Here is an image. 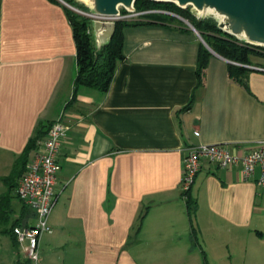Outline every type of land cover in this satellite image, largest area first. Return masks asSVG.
Instances as JSON below:
<instances>
[{"label":"crops","instance_id":"crops-1","mask_svg":"<svg viewBox=\"0 0 264 264\" xmlns=\"http://www.w3.org/2000/svg\"><path fill=\"white\" fill-rule=\"evenodd\" d=\"M92 26L100 48L110 35ZM200 44L183 25H129L109 89L80 86L73 99L77 49L67 6L0 0V197L10 194L0 240L17 220L36 223L3 178L38 126L45 132L63 118L52 231L41 236L38 264H264L259 170L245 180L240 166L204 163L191 188L194 239L181 189L186 148L225 143L243 153L264 140V71L251 70L244 86L230 77L229 59L213 54L200 84ZM1 247L0 264H19L20 253L4 256Z\"/></svg>","mask_w":264,"mask_h":264},{"label":"trees","instance_id":"trees-1","mask_svg":"<svg viewBox=\"0 0 264 264\" xmlns=\"http://www.w3.org/2000/svg\"><path fill=\"white\" fill-rule=\"evenodd\" d=\"M64 1L84 10L87 8L82 3H79L78 0ZM135 5L138 10L155 8L168 9L188 18L214 51L232 61L229 64V75L232 79L244 86H247V78L252 70L247 65H253L250 55L255 54L264 56V47L249 44L244 40L223 31L219 28L217 21L212 17L198 19L191 11L190 6L187 8H181L173 2L155 0H136ZM67 12L72 24L77 49L78 68L74 82L73 99L76 97L80 86L95 88L103 92H106L109 89L118 64L126 58L124 53V29L127 26L154 23L169 24L173 23L172 21L175 19L174 16L168 14L150 13L147 15L146 20L117 21L110 40L100 48H97L92 33V20L68 7ZM212 55L213 53L203 42H201L197 63V76L200 84L203 83L205 69ZM190 105L191 103L186 108L190 107ZM43 127L44 126L42 125L38 126L35 135L30 139L26 149L16 160L11 174L3 178V181L8 184L10 191L12 188L16 187V180H18L25 170L26 164L28 163L29 152L36 148L37 141L46 135L47 130L44 132ZM9 196V193H5L0 197V221H4V215L8 212V209H6V199H8ZM186 200L192 221V232L195 242H197V230L194 224V213L197 202L191 195V189L187 192ZM145 215V213L140 215L138 221L139 226L142 225ZM16 225L26 226L23 221L17 220L10 228L2 230V232L5 231L10 234L15 246L18 245L17 236L14 232V227ZM19 264H32V262L30 259H25L20 260Z\"/></svg>","mask_w":264,"mask_h":264},{"label":"built area","instance_id":"built-area-1","mask_svg":"<svg viewBox=\"0 0 264 264\" xmlns=\"http://www.w3.org/2000/svg\"><path fill=\"white\" fill-rule=\"evenodd\" d=\"M119 10L118 14L113 15L85 12L79 8L75 11L85 14L92 21L104 22L141 21L146 20L150 13L174 14L168 9L137 10L134 6L132 9L121 6ZM247 66L264 71V66ZM68 128L69 125L63 118L56 119L50 124L46 135L37 141L36 153L26 164L25 171L19 177L15 187L17 197L35 211L34 225L14 227L17 241L25 248L28 259L35 264L39 261L41 236L52 231L49 219L56 203V184L62 168L59 153ZM205 162L218 168L240 166L245 180H253L259 170L260 173L255 182L258 186H264V140L256 142L253 148L243 153L238 151V147H231L225 143L188 146L183 159L181 179V189L185 197Z\"/></svg>","mask_w":264,"mask_h":264},{"label":"water","instance_id":"water-1","mask_svg":"<svg viewBox=\"0 0 264 264\" xmlns=\"http://www.w3.org/2000/svg\"><path fill=\"white\" fill-rule=\"evenodd\" d=\"M62 1L69 8H76ZM173 2L181 8L192 7L197 16L210 13L220 17L218 26L223 31L234 35L245 42L264 47V0H155ZM136 0H90L93 12L99 14H118L119 7L132 9ZM211 11V12H210ZM190 25L191 22L186 20ZM97 32L109 33L110 38L114 32L116 22L93 21ZM199 33V32H198ZM202 42L213 53L218 55L199 33ZM110 40V39H109ZM108 40V41H109ZM230 61V60H229ZM232 62V61H230ZM256 69V68H251Z\"/></svg>","mask_w":264,"mask_h":264},{"label":"rangeland","instance_id":"rangeland-1","mask_svg":"<svg viewBox=\"0 0 264 264\" xmlns=\"http://www.w3.org/2000/svg\"><path fill=\"white\" fill-rule=\"evenodd\" d=\"M79 1V3H82L83 5H85L87 8H85V10L84 9H81V8H79L80 10H82V11H85V12H93V8H92V6H91V3H90V0H78ZM68 3V2H67ZM69 4V3H68ZM71 5V4H70ZM73 6V5H72ZM68 7V6H67ZM75 8H78V7H76V6H74ZM134 7L136 8V5L134 4ZM69 8V7H68ZM71 9V8H70ZM137 9V8H136ZM156 9V8H155ZM159 9V8H158ZM161 9V8H160ZM190 9H191V11L193 10L192 9V7L190 6ZM73 10V9H72ZM121 10H122V12H123V9L121 8ZM138 10V9H137ZM75 11V10H74ZM77 12V11H76ZM174 12V11H173ZM78 13H80V12H78ZM80 14H82V15H85V14H83V13H80ZM159 14H163V13H159ZM172 15V14H171ZM86 16V15H85ZM172 16H174L175 17V19L172 21L174 24H178V25H183V26H186V27H189V28H191L192 30H194L198 35H199V31L195 28V26L193 25V23L188 19V18H186L185 16H182L181 14H178V13H176V12H174V14L172 15ZM88 17V16H87ZM198 19H204V18H209V17H212V18H214L216 21H217V23H219V19H220V17L218 16V15H211L210 13H207V14H203V15H197L196 16ZM90 18V17H89ZM91 19V18H90ZM186 20H188V21H190L191 22V24L192 25H190L189 23H187V21ZM92 24H93V21H92ZM92 28H93V26H92ZM199 32V33H198ZM201 34V33H200ZM201 36H202V38L204 39V37H203V35L201 34ZM199 37H200V35H199ZM200 40H201V42H202V39H201V37H200ZM204 41H205V39H204ZM207 47V46H206ZM250 57H251V60L252 61H261V62H264V56H260V55H255V54H251L250 55ZM11 193H12V195H13V191H11ZM12 223V219H11V221H10V224ZM3 225H1L0 227H2ZM4 226H6L5 224H4ZM0 242H2L3 243V247H1V254L2 255H4V256H9L10 255V253L11 254H15V252L16 253H20V256H21V260H25L26 258H25V256H27L26 255V251H25V248L21 245V244H18V245H14L13 244V241H12V237L10 236V234H4V239H3V241L2 240H0ZM39 257H40V252H39ZM170 264L171 263H173V261H174V263H175V259L173 260V259H170ZM38 263H39V261H38ZM37 263V264H38ZM32 264H35L34 262L32 263ZM231 264V263H230ZM232 264H234V262L232 263Z\"/></svg>","mask_w":264,"mask_h":264},{"label":"bare ground","instance_id":"bare-ground-1","mask_svg":"<svg viewBox=\"0 0 264 264\" xmlns=\"http://www.w3.org/2000/svg\"><path fill=\"white\" fill-rule=\"evenodd\" d=\"M211 12V11H210Z\"/></svg>","mask_w":264,"mask_h":264}]
</instances>
